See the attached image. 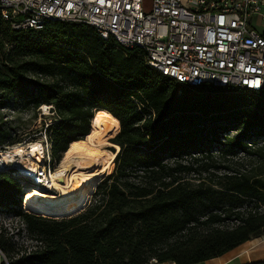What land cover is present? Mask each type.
<instances>
[{"label":"trees","instance_id":"16d2710c","mask_svg":"<svg viewBox=\"0 0 264 264\" xmlns=\"http://www.w3.org/2000/svg\"><path fill=\"white\" fill-rule=\"evenodd\" d=\"M42 105L54 164L101 113L119 150L87 206L61 218L25 211L0 171V209L35 242L0 228V264H196L264 234V91L181 83L86 23L14 30L0 19V147L22 140L19 112ZM213 149L257 158L258 170L212 163Z\"/></svg>","mask_w":264,"mask_h":264},{"label":"built area","instance_id":"2783aa9c","mask_svg":"<svg viewBox=\"0 0 264 264\" xmlns=\"http://www.w3.org/2000/svg\"><path fill=\"white\" fill-rule=\"evenodd\" d=\"M0 11L11 15L14 30L41 29L48 20L101 21L105 39L126 37L121 45L151 52L148 65L181 83L183 76L197 84L264 83V0H0ZM46 118L38 131L43 162L21 169L14 159L2 160L1 151L13 144L2 145L0 171L50 187L55 167ZM31 141L17 143L29 148ZM144 264L161 263L152 257Z\"/></svg>","mask_w":264,"mask_h":264},{"label":"bare ground","instance_id":"6f19581e","mask_svg":"<svg viewBox=\"0 0 264 264\" xmlns=\"http://www.w3.org/2000/svg\"><path fill=\"white\" fill-rule=\"evenodd\" d=\"M0 19L12 28L11 15L0 11ZM66 21L81 23L73 20ZM84 23L92 26L99 36L105 37V30L101 29V21H86ZM118 43L126 44V37H119ZM123 46L127 47V45ZM144 54L146 62L153 64L154 56L151 55V52H144ZM152 67L155 68V66ZM166 75L177 80L175 75ZM183 83L199 85L192 81L191 76H183ZM217 85L264 91V83H245L243 87L241 84H224V82H217ZM115 130L116 127L109 115L101 113L94 120L91 131L83 139L71 141L68 148L62 153L55 170L50 172L49 188L37 187L28 182L22 183L24 187L22 204L25 210L33 213L53 214L74 211L82 206L95 181L112 171L113 159L119 146L104 138L112 135ZM107 145H113L115 150L107 149ZM14 154L18 157H13ZM1 156L2 160L14 159L21 169L23 164L29 168H35V165H40L43 162L41 143L35 140L29 143V148H25L19 143L13 144L10 150L1 151ZM51 188L56 192L47 193L44 191V189Z\"/></svg>","mask_w":264,"mask_h":264},{"label":"rangeland","instance_id":"374dc122","mask_svg":"<svg viewBox=\"0 0 264 264\" xmlns=\"http://www.w3.org/2000/svg\"><path fill=\"white\" fill-rule=\"evenodd\" d=\"M145 1H146V4L149 5L150 0H145ZM45 107H46V105L40 106L39 111L36 110L35 114H33L30 111H23V112H19V114H17L18 116H16V115L12 114L9 110H4L3 112L5 114L10 113L11 115H14L16 117H22L23 118L20 126L18 127L19 129L16 130L18 137H20V139H22L21 141H23V140H27V141L32 140L33 141V139L35 141H39V136H38L39 132L38 131L40 129L41 124L44 122L42 120L43 115L45 116V115L50 113L49 109L45 108ZM45 120H47V118ZM114 133L112 135L106 136L104 139L111 141V139L115 136ZM262 140H264V137L259 136V137H257L256 141L258 144H260V143H262ZM106 148L109 150H111L113 148L115 150V148L110 146V145H107ZM211 153H212V159H211L212 163L228 164L231 167H233V169H253V171L258 170V168H257L258 167V159L257 158L245 156L243 153H238L236 155L221 154L215 149H213V151ZM203 161H206V159ZM57 165H58V163L54 164V167L56 168ZM104 175H106V174H104ZM104 175H102L101 177H99L95 181L91 190H89L87 197H86V200L84 201L83 205L80 206L78 209H76L74 211L63 212V213L44 214L42 212H39V213H34V214L42 215V216H46V217H51V218H61V217L69 216L75 212L81 211L84 207L87 206V204L93 198L92 195H93V192L95 190V187ZM14 178L19 182L20 198L22 200V196L24 194V190H23L24 187L22 185L21 178H20V176H14ZM27 185H29V184H27ZM44 191H46L47 193L56 192V190L53 188L44 189ZM31 213H33V212H31ZM3 227L10 234L12 233V235H11L12 239L15 240L18 244H21L24 247L27 245H30V244H32V245L35 244L34 241H32L28 238L26 231L24 229V224L21 222V220L18 217L13 216L11 213H8L5 210L0 209V228H3ZM249 244L251 245L250 246L251 251L255 252L257 257L264 258V234H262L259 237L254 238V239L252 238L250 240ZM196 264H201V262H198ZM233 264H238V263L234 262Z\"/></svg>","mask_w":264,"mask_h":264},{"label":"crops","instance_id":"0c3cea01","mask_svg":"<svg viewBox=\"0 0 264 264\" xmlns=\"http://www.w3.org/2000/svg\"><path fill=\"white\" fill-rule=\"evenodd\" d=\"M250 240L238 245L237 247L223 253L220 256L201 261V264H233L234 262L242 264L245 262H255L264 260V258L257 257L256 253L251 251V245L249 244ZM161 264L175 263L163 262Z\"/></svg>","mask_w":264,"mask_h":264},{"label":"water","instance_id":"95a60500","mask_svg":"<svg viewBox=\"0 0 264 264\" xmlns=\"http://www.w3.org/2000/svg\"><path fill=\"white\" fill-rule=\"evenodd\" d=\"M110 146H112L113 147V145H110ZM44 212V211H43Z\"/></svg>","mask_w":264,"mask_h":264}]
</instances>
